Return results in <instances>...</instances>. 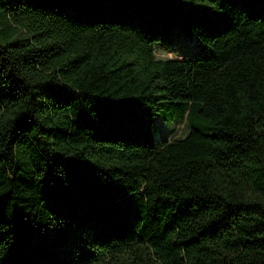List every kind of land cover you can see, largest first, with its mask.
I'll return each instance as SVG.
<instances>
[{"label":"trees","instance_id":"16d2710c","mask_svg":"<svg viewBox=\"0 0 264 264\" xmlns=\"http://www.w3.org/2000/svg\"><path fill=\"white\" fill-rule=\"evenodd\" d=\"M0 264H264V0H0Z\"/></svg>","mask_w":264,"mask_h":264},{"label":"rangeland","instance_id":"374dc122","mask_svg":"<svg viewBox=\"0 0 264 264\" xmlns=\"http://www.w3.org/2000/svg\"><path fill=\"white\" fill-rule=\"evenodd\" d=\"M196 7L201 8L203 5H211V2L201 3L197 2L194 4ZM177 106L176 103H171L167 101H160L159 102V111L158 115L154 116L152 118L153 121V127H152V136L154 139H175L183 136L187 133V131L190 129V126L187 125L186 121L184 119L179 120L176 116V113L174 111V107ZM165 116H171L170 120H164L161 117ZM192 124L196 127L204 129L206 126V122L203 120L199 121H193ZM20 150V149H19ZM21 151V150H20ZM18 157L22 160V152L19 153Z\"/></svg>","mask_w":264,"mask_h":264}]
</instances>
